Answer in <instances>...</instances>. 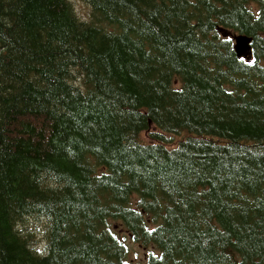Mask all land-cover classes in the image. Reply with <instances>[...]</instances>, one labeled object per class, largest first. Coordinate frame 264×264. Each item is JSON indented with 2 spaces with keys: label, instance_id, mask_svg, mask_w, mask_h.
I'll return each mask as SVG.
<instances>
[{
  "label": "trees",
  "instance_id": "16d2710c",
  "mask_svg": "<svg viewBox=\"0 0 264 264\" xmlns=\"http://www.w3.org/2000/svg\"><path fill=\"white\" fill-rule=\"evenodd\" d=\"M83 1L0 0V264H264V0Z\"/></svg>",
  "mask_w": 264,
  "mask_h": 264
},
{
  "label": "rangeland",
  "instance_id": "374dc122",
  "mask_svg": "<svg viewBox=\"0 0 264 264\" xmlns=\"http://www.w3.org/2000/svg\"><path fill=\"white\" fill-rule=\"evenodd\" d=\"M70 1L73 7L75 8V11L80 19L88 22L92 20V9L87 3H85L83 0H70ZM143 140L145 142L150 141V139L146 135H143ZM96 169L98 172H101L102 170L100 167H97ZM34 224H36V227L38 229L37 236L38 239L40 240L39 245L41 248H43L44 238L42 232H43L44 221L40 218H36V216L28 217V225L30 227H33ZM147 253H148L147 248H143L142 246L132 241H129V259L133 264H145Z\"/></svg>",
  "mask_w": 264,
  "mask_h": 264
},
{
  "label": "water",
  "instance_id": "95a60500",
  "mask_svg": "<svg viewBox=\"0 0 264 264\" xmlns=\"http://www.w3.org/2000/svg\"><path fill=\"white\" fill-rule=\"evenodd\" d=\"M234 51L238 58L247 60L248 62L253 60V38L245 34H235L233 36ZM1 146V141H0Z\"/></svg>",
  "mask_w": 264,
  "mask_h": 264
},
{
  "label": "crops",
  "instance_id": "0c3cea01",
  "mask_svg": "<svg viewBox=\"0 0 264 264\" xmlns=\"http://www.w3.org/2000/svg\"><path fill=\"white\" fill-rule=\"evenodd\" d=\"M253 58H254V56H253ZM247 61V60H246Z\"/></svg>",
  "mask_w": 264,
  "mask_h": 264
}]
</instances>
